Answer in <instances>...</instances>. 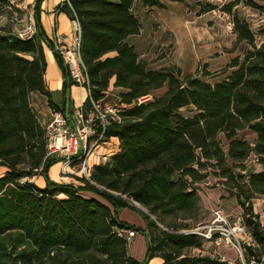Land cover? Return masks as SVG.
<instances>
[{
	"label": "trees",
	"instance_id": "trees-1",
	"mask_svg": "<svg viewBox=\"0 0 264 264\" xmlns=\"http://www.w3.org/2000/svg\"><path fill=\"white\" fill-rule=\"evenodd\" d=\"M14 1L0 0V17L14 12ZM42 1L34 6L37 36L23 40L0 27V168H5L0 176V264H146L155 257L163 264H230L220 257L184 254L204 245L191 231L203 223L198 220L203 205L196 185L205 182L209 169L225 180L227 192L244 209L245 225L263 245L264 227L252 201L264 196V39L257 42L258 35L264 38V27L255 34L236 7L264 12V0H233L222 6L196 3L200 14H228L235 46H246L242 56L216 75L207 69L183 75L176 66L150 69L127 43L140 34L133 11L138 0L60 4L80 27V54L92 97L105 99L113 86L122 90L119 101L126 105L122 121L112 123L106 133L119 140L120 151L94 166L90 181L80 180V185L49 177L58 160L46 158L45 128L31 102L32 94L40 93L53 111L68 112L73 84L41 27ZM165 1L182 0H141L146 8L160 9L166 8ZM43 44L54 52L66 79L61 109L45 86ZM217 77L221 80H206ZM158 90L163 94L153 95ZM148 96L149 101L137 103ZM89 105L87 99L84 107ZM243 130L255 135L253 142L238 137ZM252 155L262 170L236 172L245 170ZM34 176H42L45 186L31 182ZM122 209L138 213L146 227L122 222ZM124 230L147 237L143 263L129 254V242L120 235Z\"/></svg>",
	"mask_w": 264,
	"mask_h": 264
},
{
	"label": "crops",
	"instance_id": "crops-1",
	"mask_svg": "<svg viewBox=\"0 0 264 264\" xmlns=\"http://www.w3.org/2000/svg\"><path fill=\"white\" fill-rule=\"evenodd\" d=\"M190 1L191 0H182L181 2L165 1V9L157 7L146 8L143 6L141 0H138L135 3L133 9L135 15L137 13L135 9L138 7H140L145 15L144 17L136 15L141 24L140 34L129 37L127 39V43L134 46L136 52L140 56V59L146 61L147 63L153 62L159 65L156 68H152V70H161L173 65L180 68L183 75H195L198 68L196 66L200 59H203L204 61L206 60V64L208 65L211 61L210 57H212L213 53H217L219 55L222 54V45L229 49L230 46L224 43V37L221 35V31L223 30H219V28H222L223 26L221 25L222 22H226L230 19L228 14L219 10H213L200 14V7L198 5H193L191 7ZM199 1L208 2L213 5H218L219 3V0H198L197 2ZM223 1L229 3L233 0ZM62 2L63 0H43L40 4V24L45 35L51 41L58 33L64 36L66 42H72L74 34L76 33L77 23L76 21H72L64 11L59 9ZM35 4L36 0H19L16 6L21 10L30 6V8L34 10ZM236 9L240 16L241 14H248L252 16L260 15V17L264 16V12H260L249 7L237 6ZM211 22H213V24H208ZM204 24L207 26V29H202V31H204L200 32L197 26L203 27ZM229 25L232 26L231 20L229 21ZM165 35H169L174 38V47L169 53H166L165 56H161L160 45L162 44V39ZM231 36V41L234 44L236 42V35L233 31L231 32ZM43 52L47 63L44 75L45 86L50 92L54 104L61 109L64 105L63 87L66 79L54 52L45 44H43ZM235 57L233 56L230 58L226 65H228ZM207 70L210 71L209 67H207ZM110 91L115 94L122 92L121 89L111 86L107 96L103 99V102L112 100H109ZM86 100V91L83 88L72 84L68 93L67 110H74L75 108L81 106ZM31 102L42 125L45 126L52 118L53 114V110L49 106L48 98L40 93H33ZM107 145H109V148H106ZM119 151V140L115 137H111L106 144L101 146L99 156L109 157L107 153L115 155ZM92 160L93 156L91 158V161ZM92 164L93 166L99 165V158L96 162L93 161ZM58 172L59 165L57 163L50 168L49 177L51 180L61 183ZM38 177L39 180L37 185L39 187H44V178L42 176ZM88 195L95 197L92 194ZM201 201L202 205H204L206 209L212 210L211 206H209L204 198L201 197ZM119 219L122 222L128 223L137 228L144 229L146 227L145 221L142 217L130 209L119 210ZM206 243L204 242L203 250L206 249ZM207 244L213 245L211 243ZM147 249V237L143 233L136 231V236L129 243V254L140 263H143L147 256ZM199 253H201V256L207 255L212 258L220 257L223 261L230 264H233L238 259L236 251L233 248H229L224 245H216V248H213L209 253L204 251ZM146 264H163V260L159 257H155Z\"/></svg>",
	"mask_w": 264,
	"mask_h": 264
},
{
	"label": "built area",
	"instance_id": "built-area-1",
	"mask_svg": "<svg viewBox=\"0 0 264 264\" xmlns=\"http://www.w3.org/2000/svg\"><path fill=\"white\" fill-rule=\"evenodd\" d=\"M224 4L226 2L219 0V6ZM20 21L24 24L12 29L15 36L23 40L37 36L33 9L28 17ZM51 42L54 51L61 56L67 67L71 81L86 91L90 104L85 108V101L72 111H53L52 118L44 126L46 158L58 160L61 183L76 185L80 180L90 181L94 167L91 158L95 150L110 139L106 135L109 126L122 121L126 105L119 100L103 102L92 97L89 75L80 54L78 23L72 42H66L64 36L58 33ZM150 99V96L142 97L137 103ZM109 160V157L102 156L99 163L105 164ZM191 233L200 236L204 242L233 248L238 255V264H264V244L260 245L255 240L243 217L231 221L224 210L217 208L212 211L208 222L198 225ZM120 235L130 243L136 231L124 230ZM249 251H252L251 255Z\"/></svg>",
	"mask_w": 264,
	"mask_h": 264
},
{
	"label": "rangeland",
	"instance_id": "rangeland-1",
	"mask_svg": "<svg viewBox=\"0 0 264 264\" xmlns=\"http://www.w3.org/2000/svg\"><path fill=\"white\" fill-rule=\"evenodd\" d=\"M18 1L19 0L14 1V12L9 11V13L5 14L4 17H0V27L5 28L6 30H12L13 28L20 27L22 24H24V22H21L20 20L28 17L32 9L30 8V6H28V8H26V9H22V10L19 9L16 6ZM197 1L198 0H191L190 1L191 7L193 5L195 6ZM135 11L137 12L136 13L137 16H139V17L143 16L144 17L145 14H143V11L140 9V7L136 8ZM241 17L246 18L248 20V22H249V24H250V26H251V28L255 34H258L260 32V30L264 27V16L260 17V15H253L252 16V15H248V14H241ZM230 20L231 19L227 20L226 22H222L221 25H223V26H222V28H219V30H223V31H221V35H223V37H224V41H225L224 43L228 44L230 46L229 49H227V47H224L222 45V48H221L222 54L219 55L217 53H213L212 57H210L211 61L208 63V65L206 64V60L204 61L203 59H200V61L197 63V66H196V67H198L197 72L199 70V72L202 73L205 69H207V67H209V69H210L209 72L216 75L223 68H225L227 66L226 63L229 61L230 58H232L233 56L235 57V56H242L243 55L242 53H243L244 49L246 48L245 44L243 43V44H240L238 46H235V43L233 44L231 41L232 26L229 25ZM208 24H213V22L208 23ZM197 27L200 30V32H203L205 29H207V26L205 24L203 27H201V26H197ZM202 29H204V30L202 31ZM263 39L264 38L262 36H260V35L257 36V42L258 43H260ZM162 40H163L162 44L160 45L161 56H165L166 53H169L173 49L174 38L169 36V35L168 36L165 35ZM148 65H149L150 69L156 68L159 66L153 62L148 63ZM172 66L173 65H170L169 67H172ZM206 80L213 83L216 81H220L221 78H219V77H217V78H206ZM163 92H164V90H158V91L154 92L153 95L158 96V95L163 94ZM110 99H112L111 101L119 100V94H117V93L115 94V93H112V91H110L109 100ZM183 114L188 115L187 111H183ZM238 137H240L244 140H247L249 142H253L255 135L248 130H243V131L238 133ZM221 138L223 139V145L226 148L227 142L225 141L223 136H221ZM106 143H104V144H106ZM104 144H102V145H104ZM101 146H99L96 149V151L94 152L93 160L91 161V164L93 163V161L96 162L98 160V158L100 159L101 156H99V154H100L99 150L101 149ZM106 148H109V145H107ZM107 155L109 156V159H111V157L113 156L111 153H107ZM261 170H262V168L257 164L255 157L252 155L245 163V170L243 171V170L238 169V170H236V172L242 173V174H248L250 172H259ZM92 171H93V169H92ZM4 173H5V168H0V176L3 175ZM217 174H218L217 170L209 169L208 170V177L205 180V182L196 185V187L198 188V193H199L200 197L204 198V200H206V202L212 208V210H208L203 205V208H202V210L198 216V220H202L203 223L208 222V220L211 218L212 211L217 209V208L224 210L227 213V215L229 216V218L231 219V221H236V220H238V218H242L244 216L243 207H241L237 203L234 196L230 195L227 192L226 186H225V180L223 178H220ZM38 180H39L38 176H34L33 178L30 179V181L35 183L36 185H37ZM78 183H79V181H78ZM77 185H80V184H77ZM252 205H253L254 214H256L258 216V221L260 222V224L262 226H264V196H256L254 198V200L252 201ZM168 222H172V221L168 220ZM176 224H184V223H181V221H176ZM190 224H192V226L193 225L195 226L194 223H190ZM160 228H164V227L161 225ZM201 241L204 243V240L202 238H201ZM205 248H206L205 250H203V248L187 249V250H185L184 254L188 255V256H199V255L201 256V253H199V252L204 251V252L209 253V252H211V250L213 248H216V245L215 244L208 245L206 243ZM7 263L9 264V261H7ZM233 264H238V259Z\"/></svg>",
	"mask_w": 264,
	"mask_h": 264
},
{
	"label": "water",
	"instance_id": "water-1",
	"mask_svg": "<svg viewBox=\"0 0 264 264\" xmlns=\"http://www.w3.org/2000/svg\"><path fill=\"white\" fill-rule=\"evenodd\" d=\"M134 204H135V206H137L138 208H140L141 210H143L139 204H137L135 202H134Z\"/></svg>",
	"mask_w": 264,
	"mask_h": 264
}]
</instances>
